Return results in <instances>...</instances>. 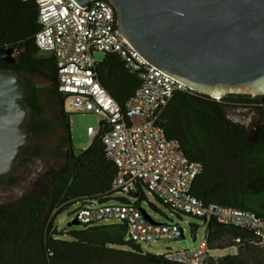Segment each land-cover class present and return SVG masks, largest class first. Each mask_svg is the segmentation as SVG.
I'll use <instances>...</instances> for the list:
<instances>
[{"label":"trees","instance_id":"1","mask_svg":"<svg viewBox=\"0 0 264 264\" xmlns=\"http://www.w3.org/2000/svg\"><path fill=\"white\" fill-rule=\"evenodd\" d=\"M38 17L35 2L0 0V49L12 48L18 57L15 65L0 62V68L17 73L27 90L22 102L29 110L26 127L31 137L22 150V158L28 156L25 162H29L32 157L41 156L38 142L50 138L56 145L55 158L66 159L67 163L58 169L49 167L40 175L35 188L18 203L0 206V264H175L144 254L142 246L127 241L125 224L83 225L80 229L58 231V217L72 207L128 200L114 197L116 166L104 153L102 130L81 153L74 172L70 167V154L63 150L69 145L73 151L67 99L59 91L54 56L42 54L35 43L41 29ZM97 73L102 86L125 111L142 85L140 76L129 71L116 55H104L98 62ZM37 80L46 86L37 85ZM237 108H248L257 115L256 131L230 119L227 110ZM160 126L169 139L180 142L190 160L202 165V173L192 187L196 198L206 204L217 203L264 217L262 97L231 95L217 101L194 91L178 92ZM143 189L138 185L132 194L139 203L146 199ZM206 226L205 239L210 251L233 247L238 250V255L211 257L206 264H259L246 259L247 253L255 250L261 252L264 264V249L253 244L242 230L215 221ZM64 235L70 240L61 239Z\"/></svg>","mask_w":264,"mask_h":264},{"label":"built area","instance_id":"2","mask_svg":"<svg viewBox=\"0 0 264 264\" xmlns=\"http://www.w3.org/2000/svg\"><path fill=\"white\" fill-rule=\"evenodd\" d=\"M23 1L35 2L38 7L41 29L35 43L42 54L54 56L59 91L67 104L75 113H93L100 118L99 128L89 127L87 134L94 140L103 131L104 153L116 166L113 191L133 197L137 186L142 185L163 205L204 225L215 221L242 230L253 244L264 249V217L217 203L206 204L192 194L202 165L190 160L180 142L169 139L160 126L174 95L192 90L159 71L130 45L118 29L113 6L104 0L92 1L89 8L74 0ZM96 53L118 56L129 71L140 76L142 85L125 111L99 81ZM140 208L138 201L92 202L76 206L74 220L89 227L125 224L127 241L140 246L179 241L184 236L178 224L159 223L150 217L151 222ZM210 253L205 239L198 249L168 250L156 256L175 264H206Z\"/></svg>","mask_w":264,"mask_h":264},{"label":"water","instance_id":"3","mask_svg":"<svg viewBox=\"0 0 264 264\" xmlns=\"http://www.w3.org/2000/svg\"><path fill=\"white\" fill-rule=\"evenodd\" d=\"M74 1L89 8L94 0ZM104 1L113 6L118 29L130 45L190 90L213 99L231 95L264 99V0ZM17 61L14 49H0L2 64ZM26 97L21 77L0 68V182L6 183L16 172L19 156L30 142L29 110L22 102ZM78 160L72 151L73 172ZM79 226L73 220L64 230ZM198 231L193 233L194 243Z\"/></svg>","mask_w":264,"mask_h":264},{"label":"rangeland","instance_id":"4","mask_svg":"<svg viewBox=\"0 0 264 264\" xmlns=\"http://www.w3.org/2000/svg\"><path fill=\"white\" fill-rule=\"evenodd\" d=\"M97 62H100L104 55L96 53L94 55ZM37 85L46 86L40 80H37ZM66 110L70 114L71 138L72 146L75 154H81L92 144L93 140L88 136L87 130L89 127L95 129L99 128V116L93 113L80 114L75 113L69 104H66ZM227 115L232 121L242 126L251 124L257 120L253 111L248 108L228 109ZM256 118V119H255ZM42 147V155L33 158L30 163L26 165H19L16 172L10 179L4 183L0 182V206L12 205L18 203L23 196L30 193L36 186L40 175L44 174L49 167L60 168L67 163L66 159H57L54 156V143L50 138L42 139L38 142ZM12 179L14 181H12ZM145 200L140 202V207L143 208L147 214L159 223H166L172 221L178 224L184 230L185 239L182 241H160L157 243H149L142 245L144 253L150 255H159L168 250H191L198 249L205 241L207 226L203 221L175 213L162 205L154 196H152L146 189H143ZM115 198H123L132 202H137L138 199L127 195L116 194ZM119 201L113 200L110 203H117ZM75 208L72 207L60 215L56 221L58 231H64L66 225L75 219ZM73 227L72 229H80ZM193 228H199L197 233V241L193 242ZM63 240H70L68 235L61 236ZM238 255L237 248H228L226 250L211 251L212 258H220L225 256ZM246 259L250 263L262 264V254L258 250L247 253Z\"/></svg>","mask_w":264,"mask_h":264},{"label":"flooded vegetation","instance_id":"5","mask_svg":"<svg viewBox=\"0 0 264 264\" xmlns=\"http://www.w3.org/2000/svg\"><path fill=\"white\" fill-rule=\"evenodd\" d=\"M255 114V113H254ZM255 117L257 118V115L255 114ZM255 118V119H256ZM258 120V119H257ZM257 120H254L251 124H248L247 126H244V127H246L248 130H250L251 132H254V131H256V122H257ZM29 145V144H28ZM27 145V146H28ZM55 144H54V146H53V148H54V154H55ZM63 150H64V152L66 153V154H70L71 155V152H72V149L70 148V146L69 145H67V146H65L64 148H63ZM31 153V152H30ZM32 154V153H31ZM31 154H29V155H31ZM76 157H78L79 159H80V157L82 156V154H76L75 155ZM35 157H39V155L38 156H34V157H32V159L33 158H35ZM26 158H28V156L27 157H24V158H22V154H20V156H19V159H18V163H17V165H16V167L18 166V165H26V164H28V163H30V161L32 160H30L29 162H25V160H26ZM79 162V160L76 162V164ZM15 167V168H16ZM12 181H14L13 179H12Z\"/></svg>","mask_w":264,"mask_h":264}]
</instances>
